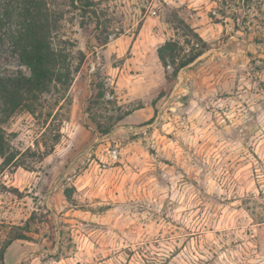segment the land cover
<instances>
[{"label":"rangeland","instance_id":"1","mask_svg":"<svg viewBox=\"0 0 264 264\" xmlns=\"http://www.w3.org/2000/svg\"><path fill=\"white\" fill-rule=\"evenodd\" d=\"M47 1L72 74L4 124L0 247L37 218L0 264H264V0H91L104 45L93 15L83 28L72 0ZM12 5L0 71L21 79ZM180 19L208 49L174 76L158 48L191 50Z\"/></svg>","mask_w":264,"mask_h":264},{"label":"trees","instance_id":"2","mask_svg":"<svg viewBox=\"0 0 264 264\" xmlns=\"http://www.w3.org/2000/svg\"><path fill=\"white\" fill-rule=\"evenodd\" d=\"M9 3H12L11 7L14 8V11H9L8 15L15 24L12 30V41L22 60L31 70L32 76L11 79L3 76L0 71V157L4 160L1 168L10 165L16 159L4 127L8 118L19 110L35 114L42 97L51 92L54 84L65 83L64 78L68 79L72 74L70 66L66 65V56L58 53L49 40L54 23L49 2L47 0H9ZM72 4L82 13L83 28H89L86 19L89 14L96 18L95 30L100 32V37H103V39L99 38V43L107 44L108 37L101 35L106 28L96 3L91 0H72ZM177 28L188 37L186 42L191 50L186 51L185 45L176 39H169L158 48L159 57L164 65H168L169 61L172 62L174 76H178L181 69L195 61L208 49V42L184 19L178 20ZM78 70L77 67L75 71ZM99 95L103 97L105 92L101 90ZM98 126L102 132H109V129H103L99 123ZM36 218L37 213L34 212L24 224L9 227L6 239L0 247L1 263L4 262L6 252L15 240H33L31 233Z\"/></svg>","mask_w":264,"mask_h":264}]
</instances>
